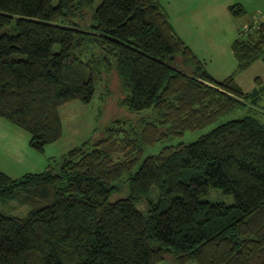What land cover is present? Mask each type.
<instances>
[{
    "label": "trees",
    "instance_id": "trees-1",
    "mask_svg": "<svg viewBox=\"0 0 264 264\" xmlns=\"http://www.w3.org/2000/svg\"><path fill=\"white\" fill-rule=\"evenodd\" d=\"M93 3L0 0V118L42 154L62 138L60 109L89 105L115 73L120 105L153 119L137 130L112 121L44 172H0V201L30 207L0 214V264H264V85L246 93L233 75L215 79L156 0ZM251 28L232 45L238 71L264 62V24ZM245 109L141 160L147 146ZM212 189L233 203L203 200Z\"/></svg>",
    "mask_w": 264,
    "mask_h": 264
},
{
    "label": "rangeland",
    "instance_id": "rangeland-1",
    "mask_svg": "<svg viewBox=\"0 0 264 264\" xmlns=\"http://www.w3.org/2000/svg\"><path fill=\"white\" fill-rule=\"evenodd\" d=\"M102 0H94L93 7L100 5ZM250 1L246 11L247 15L241 17L240 27L249 25L257 17L264 15V0ZM84 18H87V16ZM227 49L220 50L215 55H200L206 60L207 71L217 80H223L229 76H234L246 93L264 85V62L256 61L246 70L238 71V61L234 54ZM199 56V57H200ZM261 82V83H260ZM124 97V92L120 87V82L115 73L104 77L97 92L89 105L79 102H71L63 106L59 113L62 121V138L39 154L29 146V135L14 127L4 119L0 118V129L3 134V142L0 147V172L12 179L20 178L28 173H41L50 168H54L61 161L62 156L70 149L80 146L84 142L97 141L104 136L105 129L112 121L120 120L137 130V125L147 122L152 118V113L145 110L138 113L128 111L120 105ZM264 108V101L262 102ZM249 111L238 110L234 113L221 117L217 122L198 131H187L180 136L170 138L147 146L143 150L141 160L150 155L157 154L165 146H174L179 143H193L200 137L210 133L221 124L236 118L245 116ZM114 161L124 160L122 153L113 155ZM118 193L114 199L121 198L123 187L118 184ZM203 200L209 202H222L228 205L233 203L232 196H225L220 190L212 189L209 195L203 196ZM30 211V207L22 205L18 199L3 202L0 201V214L25 217ZM161 264H176L172 257L166 256ZM192 264V263H191Z\"/></svg>",
    "mask_w": 264,
    "mask_h": 264
},
{
    "label": "crops",
    "instance_id": "crops-1",
    "mask_svg": "<svg viewBox=\"0 0 264 264\" xmlns=\"http://www.w3.org/2000/svg\"><path fill=\"white\" fill-rule=\"evenodd\" d=\"M250 1L255 3L252 0H156L167 14L175 33L198 57L215 55L228 46L233 53L232 45L243 28L239 19L247 15ZM235 5L243 8V16L232 13L230 8ZM256 20L264 24V15L259 19L256 17ZM201 56L199 58L208 65ZM2 139L0 129V147Z\"/></svg>",
    "mask_w": 264,
    "mask_h": 264
},
{
    "label": "built area",
    "instance_id": "built-area-1",
    "mask_svg": "<svg viewBox=\"0 0 264 264\" xmlns=\"http://www.w3.org/2000/svg\"><path fill=\"white\" fill-rule=\"evenodd\" d=\"M258 24H259V23H258V20L254 21V22L252 23V25H253L254 27H256ZM251 29H252V28H251V24H250V25H247V26L243 27V28H242V32L247 33V32H249V31H251Z\"/></svg>",
    "mask_w": 264,
    "mask_h": 264
}]
</instances>
